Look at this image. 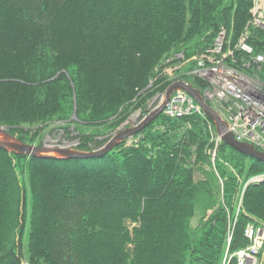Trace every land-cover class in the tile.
Segmentation results:
<instances>
[{"label":"trees","instance_id":"16d2710c","mask_svg":"<svg viewBox=\"0 0 264 264\" xmlns=\"http://www.w3.org/2000/svg\"><path fill=\"white\" fill-rule=\"evenodd\" d=\"M254 3L0 0V127L34 145L70 122L76 151L89 153L102 130L147 114L173 82L203 97L209 85L184 74L221 33L227 65L264 84V65L235 49L247 34L264 56V30L249 24ZM209 125L215 132L204 113H161L93 159L0 149V264H222L234 219L228 254L247 248L246 226H264V180L251 182L264 179V164L216 146Z\"/></svg>","mask_w":264,"mask_h":264},{"label":"built area","instance_id":"2783aa9c","mask_svg":"<svg viewBox=\"0 0 264 264\" xmlns=\"http://www.w3.org/2000/svg\"><path fill=\"white\" fill-rule=\"evenodd\" d=\"M259 1L255 0L256 4L254 3L251 11L249 24L264 30V22L258 20L259 16L264 14L262 10L257 8ZM247 37V34L244 35L235 49L250 56L254 64L264 65V56L253 55L252 49L246 44ZM223 40L224 33H221L211 49L193 58L195 66L184 75L199 78L209 85L210 90L204 91L203 98L226 123L227 132L233 136L235 141L250 145L264 153V103L257 104L250 98L242 96L240 89L248 88L250 94L256 97L262 95L264 100V84L227 65L226 59L232 57L233 52H223ZM178 58L182 57L178 56ZM243 66L247 69L250 68L249 64ZM215 71H221V76L218 77ZM227 73L229 76L225 79L224 74ZM149 105L147 114L142 120L159 106L152 109ZM162 113L169 118H182L190 115L203 117L202 109L182 91H175L171 95ZM209 129L213 133V140L217 146L222 142L221 138L217 136L210 125ZM214 158L215 150L212 152V161ZM260 180L262 179L255 178L251 182H259ZM235 222L236 219L228 226L227 249L222 264H229L232 259H235V264H260L259 255L264 248V226L247 225L244 230V237L249 242L248 247L229 255L228 248Z\"/></svg>","mask_w":264,"mask_h":264},{"label":"water","instance_id":"95a60500","mask_svg":"<svg viewBox=\"0 0 264 264\" xmlns=\"http://www.w3.org/2000/svg\"><path fill=\"white\" fill-rule=\"evenodd\" d=\"M175 91H182L186 93L203 111V113L209 117V119L214 123L215 132L217 136L221 138V141L226 146L231 147L235 151L248 156L254 160H257L264 164V153L256 150L250 145L239 143L235 141L233 136L227 132L226 123L222 121L220 116L216 113V111L209 106L202 95L198 90L194 89L191 85L176 81L173 82L166 91L162 94L161 102L159 106L149 115H147L143 120H141L136 126L129 128L123 132L118 133L116 136L111 138L108 143L103 146L101 149L89 153H81L78 151H67V150H56L52 148L45 147H35L34 145H27L21 143L15 137L11 136L5 128L0 127V136H3L0 139V149L8 152L15 153L21 156L27 157H36L41 159H93L99 158L105 154L111 152L117 145L127 139L130 138L139 132L143 131L151 122H153L157 116H159L168 103L169 98ZM51 153H56L59 155L53 156Z\"/></svg>","mask_w":264,"mask_h":264},{"label":"rangeland","instance_id":"374dc122","mask_svg":"<svg viewBox=\"0 0 264 264\" xmlns=\"http://www.w3.org/2000/svg\"><path fill=\"white\" fill-rule=\"evenodd\" d=\"M255 4H256V2H255ZM257 8H258V10H262V12L264 13V0L259 1ZM258 20H261L264 22V14L259 16ZM175 69L176 68H166L165 72L168 75H170L171 72H173V70H175ZM215 73L219 74L218 77L221 76L220 72L215 71ZM161 98H162V95L155 96L149 102L150 108L154 109L156 106H158L160 101H161ZM258 99L261 100V99H263V97L262 96L258 97ZM145 115L146 114H142L141 112L140 113H138V112L134 113L121 126L117 127L113 131L112 130L111 131H108V130L103 131L102 130L101 135H99V136L97 135V137H95L91 140L92 144H95L96 146H92V150L90 152L97 151V150L101 149L103 146H105L108 143V141L111 138L116 136L118 133L123 132L129 128L136 126L142 120V118ZM75 120H76V118H75V113H74L69 121L75 122ZM76 132L77 131H75V126H73L70 122H66V123H55L54 122L46 130H44L43 133L40 134L37 141H35L34 146L35 147H45V148H49V149L52 148V149H56V150L75 151L76 147L78 146V143L80 141V140H78V136H77L78 133H76ZM2 137L3 136H0V139H2ZM102 140H105V142H103V144H100V141H102ZM90 146H91V144H89V147ZM51 155L59 157V155L56 153H51ZM196 177H197L196 179H198V176H196ZM262 180H264V179H262ZM262 180H260V181H262ZM220 187H221V184H220ZM219 194H220V192H219ZM241 199L242 198H240L238 200L239 201L237 203L238 205H241ZM221 202H222V200H221Z\"/></svg>","mask_w":264,"mask_h":264},{"label":"bare ground","instance_id":"6f19581e","mask_svg":"<svg viewBox=\"0 0 264 264\" xmlns=\"http://www.w3.org/2000/svg\"><path fill=\"white\" fill-rule=\"evenodd\" d=\"M220 74H222L221 71H220ZM217 75H219V74H217ZM228 76H229L228 73L227 74H224V78L225 79H227ZM240 89H241V95L242 96L247 97V98H250L251 100L255 101L257 104H263L264 103V100L263 99L259 100L258 97L250 94L248 88H243V89L240 88ZM257 92H259V91L257 90ZM261 96L262 95H259V97H261Z\"/></svg>","mask_w":264,"mask_h":264}]
</instances>
